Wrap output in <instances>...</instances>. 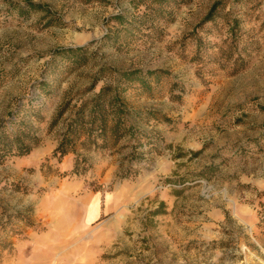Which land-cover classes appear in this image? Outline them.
<instances>
[{
	"label": "rangeland",
	"instance_id": "obj_1",
	"mask_svg": "<svg viewBox=\"0 0 264 264\" xmlns=\"http://www.w3.org/2000/svg\"><path fill=\"white\" fill-rule=\"evenodd\" d=\"M28 1L48 13L20 12ZM214 1H179L152 29L132 0H0V128L31 119L40 137L0 161V264H264V0H222L200 24ZM82 45L66 73L53 50ZM133 69L156 71L123 92L148 149H78L85 169L71 173L75 153L51 155L67 116Z\"/></svg>",
	"mask_w": 264,
	"mask_h": 264
},
{
	"label": "trees",
	"instance_id": "obj_2",
	"mask_svg": "<svg viewBox=\"0 0 264 264\" xmlns=\"http://www.w3.org/2000/svg\"><path fill=\"white\" fill-rule=\"evenodd\" d=\"M134 4H144L146 6L142 16L134 19V21L147 22L149 27L153 29V24L160 18L168 19L171 16V11L167 10V7L175 8L179 1L186 0H132ZM222 0H215L209 8L206 15L201 19L200 24L204 22L214 20L216 18L217 11L221 9ZM20 12H36L48 11L45 6L28 1L26 5L17 6ZM112 19L120 26H125L126 17L124 14L119 13L112 17ZM170 20V18L168 19ZM134 21H130L128 25H133ZM141 22V23H142ZM234 25V22H233ZM233 26L231 27V35L233 36ZM116 37V36H115ZM230 40H226L227 46L230 45L229 50L235 46ZM53 58L60 56L67 64L65 66V72L71 73L75 69L79 68L86 62L87 45L76 47H62L53 50ZM48 67L54 66L52 64L53 59ZM242 61L240 54L234 58V63L238 65ZM243 66H237L235 71H238ZM100 74L96 75L91 82L90 87L96 85L97 80L101 74H104V68L99 69ZM58 73H63L58 69ZM155 72L151 70H124L113 71V82L102 85L98 92L92 97L82 100L77 107L67 116L63 129L59 133L58 142L53 149L51 155L58 158L66 155L69 152L75 153L73 167L71 173H80L84 170L83 163L81 162V156L76 152L78 149L90 150L91 148H110L117 147V152L123 153V146H117L121 139H128V147L130 151L126 156L137 158L139 151L145 152L148 146L141 143V146H137L139 141L143 138H147L148 135L141 130L142 111L140 109L133 108L126 102L123 92L126 88L124 84L134 85L137 87L145 86V78ZM143 74V75H141ZM38 85L44 91L48 86L46 79H42L38 82ZM49 90V89H48ZM68 110V102H64L57 107L52 115L50 122L48 123L47 130L51 131L63 118V115ZM34 118L38 119V122L42 120L40 113L37 109H33ZM32 112V113H33ZM14 123V128L9 130H1L0 128V161H2L8 155L21 157L27 155L34 146L40 142L38 135L39 127L34 126L30 119V122L24 120H11ZM195 153V152H194ZM143 153H141L142 155ZM121 167L120 176H127L130 174V166L124 167L119 163Z\"/></svg>",
	"mask_w": 264,
	"mask_h": 264
}]
</instances>
